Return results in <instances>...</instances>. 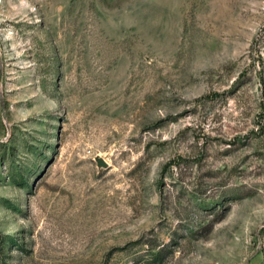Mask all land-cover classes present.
<instances>
[{
    "label": "rangeland",
    "instance_id": "obj_1",
    "mask_svg": "<svg viewBox=\"0 0 264 264\" xmlns=\"http://www.w3.org/2000/svg\"><path fill=\"white\" fill-rule=\"evenodd\" d=\"M0 264H264V0H0Z\"/></svg>",
    "mask_w": 264,
    "mask_h": 264
},
{
    "label": "water",
    "instance_id": "obj_2",
    "mask_svg": "<svg viewBox=\"0 0 264 264\" xmlns=\"http://www.w3.org/2000/svg\"><path fill=\"white\" fill-rule=\"evenodd\" d=\"M95 160H96L98 167H100V168H102V167L107 168L109 166V164L106 162V160L100 155H97L95 157Z\"/></svg>",
    "mask_w": 264,
    "mask_h": 264
}]
</instances>
